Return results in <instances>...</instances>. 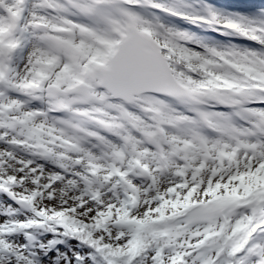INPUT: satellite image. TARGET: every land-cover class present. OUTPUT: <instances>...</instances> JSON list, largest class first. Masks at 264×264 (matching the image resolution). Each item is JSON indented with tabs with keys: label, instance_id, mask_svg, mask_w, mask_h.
Here are the masks:
<instances>
[{
	"label": "snow or ice",
	"instance_id": "snow-or-ice-1",
	"mask_svg": "<svg viewBox=\"0 0 264 264\" xmlns=\"http://www.w3.org/2000/svg\"><path fill=\"white\" fill-rule=\"evenodd\" d=\"M0 264H264V0H0Z\"/></svg>",
	"mask_w": 264,
	"mask_h": 264
},
{
	"label": "rangeland",
	"instance_id": "rangeland-1",
	"mask_svg": "<svg viewBox=\"0 0 264 264\" xmlns=\"http://www.w3.org/2000/svg\"><path fill=\"white\" fill-rule=\"evenodd\" d=\"M221 3L232 4L237 8H241L244 4L250 2V0H220ZM255 2H259V0H255Z\"/></svg>",
	"mask_w": 264,
	"mask_h": 264
}]
</instances>
